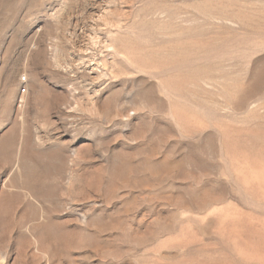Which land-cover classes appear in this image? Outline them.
<instances>
[{"label":"rangeland","instance_id":"374dc122","mask_svg":"<svg viewBox=\"0 0 264 264\" xmlns=\"http://www.w3.org/2000/svg\"><path fill=\"white\" fill-rule=\"evenodd\" d=\"M0 264H264V0H0Z\"/></svg>","mask_w":264,"mask_h":264}]
</instances>
